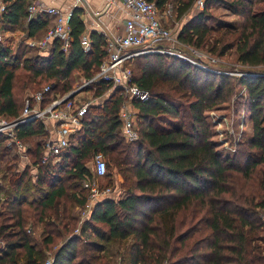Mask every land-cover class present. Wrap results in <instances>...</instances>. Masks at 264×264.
Listing matches in <instances>:
<instances>
[{
  "label": "trees",
  "instance_id": "1",
  "mask_svg": "<svg viewBox=\"0 0 264 264\" xmlns=\"http://www.w3.org/2000/svg\"><path fill=\"white\" fill-rule=\"evenodd\" d=\"M161 10L174 2L182 19L196 0H149ZM257 1L259 3H257ZM206 0L203 11L186 22L177 39L194 48L224 56L236 50L238 61L250 68L238 79L206 70L177 56L152 53L132 61L133 82L151 99L135 103L139 139L128 143L121 133L119 112L126 101L116 89L102 104L91 105L81 129L70 139L57 164H43L45 146L36 142L46 133L38 119L17 126V138L26 147L32 165L15 173L17 196L0 201V264H44L35 255L27 226L44 228L41 246L52 250L61 243L52 264H114L104 260L107 246L131 240L127 264H264V0ZM30 0H4L3 25L12 28L29 18ZM222 6L244 21L240 28L214 29L209 11ZM83 10L75 8L70 21L71 45L62 49L54 40L48 54L26 56L0 43V117L18 119L27 93L52 84L45 96L65 95L78 78H92L107 55L105 35L92 32L85 51ZM57 17L40 14L30 19L29 34L53 27ZM50 27V28H51ZM219 33L213 37L212 33ZM186 53V52H185ZM192 59L191 56H188ZM26 90L17 91L19 72ZM110 83L92 84L86 91L104 97ZM237 88L252 122V136L224 157L218 150L207 112L228 102ZM0 133V154L16 150ZM102 153L125 178V193L98 201L75 235V207H85L94 179L93 160ZM32 166L36 168V179ZM108 175V173H107ZM106 175V176H107ZM260 176L262 192L249 191ZM105 176V177H106ZM109 176H111L109 174ZM126 264V263H125Z\"/></svg>",
  "mask_w": 264,
  "mask_h": 264
},
{
  "label": "built area",
  "instance_id": "2",
  "mask_svg": "<svg viewBox=\"0 0 264 264\" xmlns=\"http://www.w3.org/2000/svg\"><path fill=\"white\" fill-rule=\"evenodd\" d=\"M124 5L131 10V17L125 21L124 33L108 35L106 30L101 34L107 39V55L99 66L95 75L84 80L81 86L73 89L65 95H52L51 101L47 105L43 104V99L52 91L53 85L47 84L42 89L31 92L25 100L22 115L16 120L0 117V133L9 138L8 145L14 144L21 153H24L25 146L17 138L15 130L18 125L31 121L52 119L58 125V139L48 141L45 146V155L42 163L52 162L57 164L66 148L70 145L69 136L77 133L81 129V122L84 114L93 103L78 104L74 93H81L88 86L101 82L110 83L112 88L109 92L116 89H123L126 101L123 104L119 119L121 122V133L126 142L131 143L139 139L137 128L138 109L136 102L145 103L151 99L149 91L133 82L132 61L141 55L152 53H162L177 56L185 59L200 68L204 65L199 61L183 55L179 50L171 49L170 44L176 42L177 38L173 35L172 29L168 26L167 18L173 12L172 7L161 10L157 3L149 0H121ZM206 0H196L197 8H204ZM6 12V4L0 6V43L5 42L3 28V14ZM49 14L57 17L55 25L49 28L43 38L32 42L31 45L45 53L51 50L54 40L59 39L62 49L69 51L71 45L70 21L73 11L63 13L56 7H51L43 2L34 1L28 7L29 19L36 18L40 14ZM85 51H90L91 43L85 38L82 39ZM189 46V45H188ZM192 51V46H189ZM209 70V69H206ZM211 71V70H210ZM218 72V71H215ZM245 75H258L247 73ZM77 95V94H76ZM93 172L95 179L90 186V195L86 204V212L89 215L93 210L94 203L101 198H116L111 187L101 189L100 179L108 173V163L102 153H97L93 160ZM264 221V211L262 214ZM30 232V230L28 231ZM76 233H79L77 230ZM5 248V243L0 241V249ZM54 253L48 258L46 264H52L55 258Z\"/></svg>",
  "mask_w": 264,
  "mask_h": 264
},
{
  "label": "rangeland",
  "instance_id": "3",
  "mask_svg": "<svg viewBox=\"0 0 264 264\" xmlns=\"http://www.w3.org/2000/svg\"><path fill=\"white\" fill-rule=\"evenodd\" d=\"M257 1V0H256ZM177 2V0L175 1ZM257 3H259L257 1ZM264 6L262 3L257 4L255 8ZM203 11V8H197L196 2L190 9V11L180 20L177 19V17L168 18L167 21H170L168 23V26L172 29L173 35L177 38L179 32L181 31L183 25L193 19L196 15L201 13ZM210 15L214 18V20H207V24L211 27H214V29H217L219 27H233V28H240L243 25V19L240 17H236L233 15L232 12H230L228 9L222 6L213 7L209 11ZM213 37L219 35V33H212ZM171 49L179 50L183 55L185 56H191L192 60H197L200 63L204 65V69H209L211 71H218L219 73H224L226 75H229L233 77V79H238V77H241L248 72L251 71H258L260 68H250L247 66L242 65L238 61V55L236 50H232L228 52L224 56H218V55H212L210 52H208L207 48H192L195 51H192L187 44H183L181 42L177 41L172 42L170 44ZM38 50V49H37ZM186 52V53H185ZM42 54H48V52L42 53ZM36 55V52H33L30 54V56ZM28 56V57H30ZM190 58V57H189ZM25 77V73L20 71L18 81L16 84L17 91L20 93L24 89V82L23 79ZM80 78L76 81L75 85L73 86L74 90L79 88V86L82 85V83L79 85ZM39 90V89H38ZM84 91V90H83ZM29 94L31 92L24 91L23 94ZM245 93L244 88H237L234 92L233 96L228 102H225L221 104L220 106L210 110L207 112V119L215 131L214 139L217 142L218 150L223 154L224 157H228L232 155L236 149L238 148V144L241 142H245L248 138L252 136V122L250 120L249 114L246 112L245 107L243 106L242 99L240 97L241 94ZM79 102L82 103H94L96 101V98L93 97V94H79ZM81 104V103H80ZM15 154H11L10 158L7 160L9 162H12L15 166H13V169L16 170L18 168V160H15L14 158ZM13 156V157H12ZM105 159L108 163V175L102 179H100V185L101 189L111 187L113 192L115 193V197L119 198L125 193L124 188V182L125 178L121 174L120 170L115 166V163L112 160H109L107 156H105ZM93 165V164H92ZM16 172V171H15ZM109 174L111 176H109ZM260 183V176L256 175L255 179V186L249 187V191L252 190L255 193H261L262 189L259 187ZM119 190V191H118ZM86 207V206H85ZM82 207L83 210H80V216H77V207H75V215L78 218V227L75 229L74 234L77 235L80 233V226L82 222L85 219L89 218V215H84L86 212V208ZM94 208V206H93ZM261 213V216L263 214V210H259ZM28 227H31L34 234L32 233L31 237L33 240H37L36 242L41 241L42 237L41 235L44 234L43 226L38 225V223H30ZM77 230H79V233H76ZM36 232V233H35ZM46 236V235H45ZM67 239V237H64L63 240L60 241V239L57 241V244L53 247L52 250H50V254L48 257L52 256L54 253L58 251V249L61 246V243L64 242ZM39 246V245H38ZM131 246V240L127 241H116L108 245L105 250V252L102 254L104 257V260L110 262L113 261L114 264H127L126 259V253L127 250ZM52 252V253H51ZM48 260V259H47ZM44 261V264H46V261ZM105 260V261H106Z\"/></svg>",
  "mask_w": 264,
  "mask_h": 264
},
{
  "label": "crops",
  "instance_id": "4",
  "mask_svg": "<svg viewBox=\"0 0 264 264\" xmlns=\"http://www.w3.org/2000/svg\"><path fill=\"white\" fill-rule=\"evenodd\" d=\"M34 1L43 2L48 6L56 7L60 9L63 13L71 12L75 8H80L83 10L82 19L85 24V31L83 34V38L88 40L91 43L90 36L92 32H98L102 33L103 30H106V33L108 35H114V34H121L124 33V24L125 21L131 17V10L128 9L124 3L121 0H30V3H33ZM4 3V0H0V6ZM174 2H171L167 7H172V14L168 16L169 20L170 18L176 17V9L174 7ZM166 7V8H167ZM234 15V14H233ZM55 17L54 15H52ZM167 18V20H168ZM30 19H24L17 25H13L12 28H4V36H5V42L3 43L4 47L9 49L11 52L16 53L19 49L26 50V56H30L33 52H36V54H40V51L37 50L34 46L31 45L32 42L38 41L39 39L43 38L46 34L47 30L51 27H45L42 29L37 35L30 36L29 34V22ZM170 23V21H168ZM79 85L84 82V78L79 79ZM111 92L107 93L104 97H98L96 98V101H98L101 98V102L98 104H102L105 99H107L108 95H110ZM79 94H90L87 91H81V93H78L75 96V100L78 104L82 103L79 102ZM89 103V102H88ZM97 105V104H95ZM44 122V125L46 127V133L40 136H37L35 138L36 142L45 145L50 140H56L58 139V132L57 128L58 125L56 122L52 119H47ZM77 133H72L69 136V139L72 137H76ZM16 147V146H15ZM14 155L15 160H18V168L16 170L13 169V160L12 162H9L7 159L10 158V155ZM10 153H6L3 155L0 154V201L5 200L9 197H15L18 194V191L16 188L11 184L12 178L15 173L23 172L27 166L32 165L31 160L27 156L26 153V147L24 150V153H21L18 148L16 147V150ZM10 156V157H8ZM13 157V156H12ZM93 164V163H92ZM16 171V172H15ZM34 174V180L36 179L35 173L37 172L36 168L32 166V170ZM95 179V176H94ZM93 179V180H94ZM119 191V190H118ZM83 210L81 206H77V216H80V210ZM38 225H41L38 223ZM30 230V232H28ZM27 234L29 235V238L35 247L36 250V257L39 261L44 262L49 257L50 250H46L41 246V241L36 242L32 239V233L34 234L31 227L27 226ZM36 233V232H35ZM45 235L42 234L41 237L43 238ZM41 238V239H42ZM1 242L5 243L4 239H0ZM39 245V246H38ZM52 253V252H51ZM21 262L24 264L25 259L23 258Z\"/></svg>",
  "mask_w": 264,
  "mask_h": 264
},
{
  "label": "water",
  "instance_id": "5",
  "mask_svg": "<svg viewBox=\"0 0 264 264\" xmlns=\"http://www.w3.org/2000/svg\"><path fill=\"white\" fill-rule=\"evenodd\" d=\"M112 93V92H111ZM76 94H78V93H74L73 95H71V97H74V96H76ZM102 98V97H101ZM101 98L98 100V101H95L94 103H93V105H95V104H98L99 102H101ZM104 98H105V96H104ZM103 199H105V198H101L100 200H103ZM99 200V201H100ZM98 203V201H96L95 203H94V206L96 205ZM89 217H90V215H89Z\"/></svg>",
  "mask_w": 264,
  "mask_h": 264
}]
</instances>
